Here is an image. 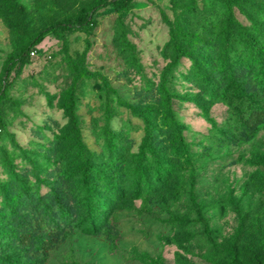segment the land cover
<instances>
[{
	"label": "rangeland",
	"instance_id": "1",
	"mask_svg": "<svg viewBox=\"0 0 264 264\" xmlns=\"http://www.w3.org/2000/svg\"><path fill=\"white\" fill-rule=\"evenodd\" d=\"M95 1L0 0V264H264V0L106 6L2 74Z\"/></svg>",
	"mask_w": 264,
	"mask_h": 264
},
{
	"label": "trees",
	"instance_id": "2",
	"mask_svg": "<svg viewBox=\"0 0 264 264\" xmlns=\"http://www.w3.org/2000/svg\"><path fill=\"white\" fill-rule=\"evenodd\" d=\"M129 1L130 0H96L93 3V5H91L90 7L81 8L77 13L68 17L65 20L51 22L43 26L42 28H40L31 35L27 43L21 48V50L16 55H7L2 65V74L6 75L10 70V68L12 67V65L20 58L19 57L20 54H22L23 51H26L28 46H31L34 43L38 42L45 34L49 32L69 31L71 29L81 27L89 21L95 10L106 6H111L114 10L117 11L125 7ZM222 1L226 4L230 2H235V0H222ZM259 84L264 89V66L259 70ZM236 94L246 100L252 99V97L249 94L243 92L240 89L237 90ZM140 157H141V153H139V158ZM82 168L85 169V173L81 175L82 180L86 183V189L83 195V200L85 202V213H86L84 217L85 225L83 227L84 228L83 230L86 233L94 234L100 229V227L105 226L107 224L106 216L108 212L106 210L104 211L103 208H101L103 204H101L100 201L101 197L95 191L96 184L95 183L91 184V181L89 180V175L86 173L91 168L90 162L84 161ZM154 170L156 173V179L161 180L162 173L160 170V165L156 164ZM139 180L140 178H136L135 181L133 182L135 185V190H134L135 196H137L142 191L139 185ZM26 239L27 237H21L20 241L24 242ZM53 239L54 238H47L45 240L43 239L42 241H40L39 247H42L44 249L49 244L51 245Z\"/></svg>",
	"mask_w": 264,
	"mask_h": 264
}]
</instances>
